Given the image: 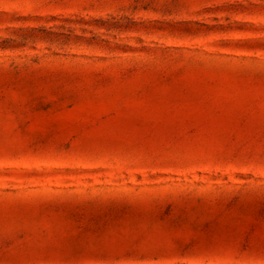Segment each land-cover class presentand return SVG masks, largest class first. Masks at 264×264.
I'll return each instance as SVG.
<instances>
[{"label":"rangeland","instance_id":"rangeland-1","mask_svg":"<svg viewBox=\"0 0 264 264\" xmlns=\"http://www.w3.org/2000/svg\"><path fill=\"white\" fill-rule=\"evenodd\" d=\"M0 264H264V0H0Z\"/></svg>","mask_w":264,"mask_h":264}]
</instances>
